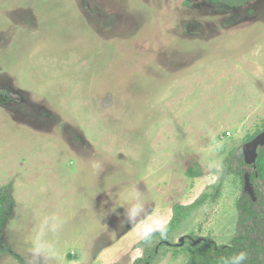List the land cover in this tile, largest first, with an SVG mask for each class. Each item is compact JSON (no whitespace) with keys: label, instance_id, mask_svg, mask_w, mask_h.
Returning <instances> with one entry per match:
<instances>
[{"label":"rangeland","instance_id":"rangeland-1","mask_svg":"<svg viewBox=\"0 0 264 264\" xmlns=\"http://www.w3.org/2000/svg\"><path fill=\"white\" fill-rule=\"evenodd\" d=\"M263 127L264 0H0V186L15 201L0 239L25 264L49 213L66 221L63 264H132L135 227L108 211L122 193L138 185L168 223L218 183L208 164ZM194 163L203 176L187 178ZM241 189L227 178L173 244H228Z\"/></svg>","mask_w":264,"mask_h":264},{"label":"trees","instance_id":"trees-1","mask_svg":"<svg viewBox=\"0 0 264 264\" xmlns=\"http://www.w3.org/2000/svg\"><path fill=\"white\" fill-rule=\"evenodd\" d=\"M227 6H239L251 0H217ZM264 130V127H263ZM262 130V131H263ZM261 131L248 136L244 144L253 139ZM243 144V145H244ZM217 184L207 187L192 203L173 204L171 217L167 223L166 238H161L155 233L149 242L139 241L134 247L142 249V256L135 259L132 264H158L161 257L171 251L173 257L182 252H187L189 257L182 264H224V262L244 251L248 258L244 264H264V149L260 150L257 157L256 168L243 162L242 146L234 148L222 162ZM187 178H200L203 173L194 163L184 172ZM248 174L251 187L254 191L255 201L244 192V176ZM238 180L242 185L241 193L235 200L236 220L234 233L226 245H217L210 238L199 237L193 231L173 244L177 233L191 216L203 206L213 205L221 197L223 182L227 178ZM15 207L13 189L11 184L0 186V232L12 218ZM200 242L193 245V242ZM187 246V249L184 247ZM162 251V252H161ZM9 255L18 264H25L22 257L16 254L8 245L0 239V256Z\"/></svg>","mask_w":264,"mask_h":264},{"label":"clouds","instance_id":"clouds-1","mask_svg":"<svg viewBox=\"0 0 264 264\" xmlns=\"http://www.w3.org/2000/svg\"><path fill=\"white\" fill-rule=\"evenodd\" d=\"M222 160H212L209 169L219 172L222 169ZM122 210V211H118ZM109 214L120 218V225H130L137 229L140 241L149 242L155 233L166 238L167 221L156 219L149 215L150 208L138 185H130L122 193L119 203L112 206ZM65 220L55 213L41 216L34 228L28 248L27 264H63L64 253L60 246V234ZM248 255L241 251L228 258L224 264H244ZM162 264H167L165 259Z\"/></svg>","mask_w":264,"mask_h":264},{"label":"water","instance_id":"water-1","mask_svg":"<svg viewBox=\"0 0 264 264\" xmlns=\"http://www.w3.org/2000/svg\"><path fill=\"white\" fill-rule=\"evenodd\" d=\"M262 149H264V130L242 146L243 162L248 166L256 168L258 153ZM243 190L253 201H255L254 191L251 187L248 174H245L244 176ZM183 240L184 239L181 238L180 243L183 242ZM199 242L200 239L193 242V245Z\"/></svg>","mask_w":264,"mask_h":264},{"label":"bare ground","instance_id":"bare-ground-1","mask_svg":"<svg viewBox=\"0 0 264 264\" xmlns=\"http://www.w3.org/2000/svg\"><path fill=\"white\" fill-rule=\"evenodd\" d=\"M159 219V218H158ZM163 219V218H162ZM128 236H129V234H128ZM138 235H137V229L135 228V230L131 233V235L128 237V238H130V239H132V238H136Z\"/></svg>","mask_w":264,"mask_h":264},{"label":"flooded vegetation","instance_id":"flooded-vegetation-1","mask_svg":"<svg viewBox=\"0 0 264 264\" xmlns=\"http://www.w3.org/2000/svg\"><path fill=\"white\" fill-rule=\"evenodd\" d=\"M184 243V241L183 242H181V244H183Z\"/></svg>","mask_w":264,"mask_h":264}]
</instances>
